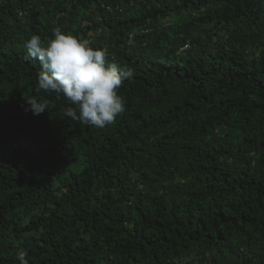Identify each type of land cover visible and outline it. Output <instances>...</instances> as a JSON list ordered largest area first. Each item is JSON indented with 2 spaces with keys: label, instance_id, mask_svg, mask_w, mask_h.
<instances>
[{
  "label": "trees",
  "instance_id": "trees-1",
  "mask_svg": "<svg viewBox=\"0 0 264 264\" xmlns=\"http://www.w3.org/2000/svg\"><path fill=\"white\" fill-rule=\"evenodd\" d=\"M55 28L133 69L114 124L36 91L25 42ZM20 249L28 264H264V0H0V264Z\"/></svg>",
  "mask_w": 264,
  "mask_h": 264
},
{
  "label": "clouds",
  "instance_id": "clouds-1",
  "mask_svg": "<svg viewBox=\"0 0 264 264\" xmlns=\"http://www.w3.org/2000/svg\"><path fill=\"white\" fill-rule=\"evenodd\" d=\"M26 59L39 60L36 91L43 90L61 96L72 106L63 110V116L73 121L103 128L116 122L124 113L126 102L118 95L124 80L131 79L133 69L113 61L108 63L107 48H93L88 39L53 30V37L45 46L39 35H32L26 42ZM35 114L42 113L48 104L35 97H25ZM21 264H28L27 253H17Z\"/></svg>",
  "mask_w": 264,
  "mask_h": 264
}]
</instances>
